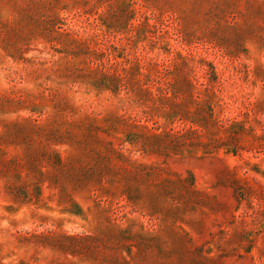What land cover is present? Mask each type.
Here are the masks:
<instances>
[{
	"label": "rangeland",
	"instance_id": "374dc122",
	"mask_svg": "<svg viewBox=\"0 0 264 264\" xmlns=\"http://www.w3.org/2000/svg\"><path fill=\"white\" fill-rule=\"evenodd\" d=\"M0 264H264V0H0Z\"/></svg>",
	"mask_w": 264,
	"mask_h": 264
}]
</instances>
